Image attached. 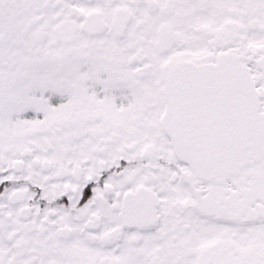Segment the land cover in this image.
I'll return each mask as SVG.
<instances>
[{
    "label": "snow or ice",
    "instance_id": "snow-or-ice-1",
    "mask_svg": "<svg viewBox=\"0 0 264 264\" xmlns=\"http://www.w3.org/2000/svg\"><path fill=\"white\" fill-rule=\"evenodd\" d=\"M0 264H264V0H0Z\"/></svg>",
    "mask_w": 264,
    "mask_h": 264
}]
</instances>
